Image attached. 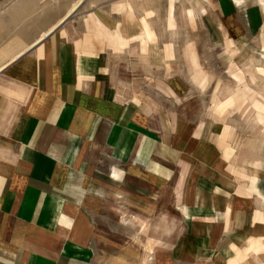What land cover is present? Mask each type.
<instances>
[{"label": "crops", "instance_id": "crops-1", "mask_svg": "<svg viewBox=\"0 0 264 264\" xmlns=\"http://www.w3.org/2000/svg\"><path fill=\"white\" fill-rule=\"evenodd\" d=\"M197 8L264 47V0H0V264H264V114L188 76Z\"/></svg>", "mask_w": 264, "mask_h": 264}, {"label": "rangeland", "instance_id": "rangeland-1", "mask_svg": "<svg viewBox=\"0 0 264 264\" xmlns=\"http://www.w3.org/2000/svg\"><path fill=\"white\" fill-rule=\"evenodd\" d=\"M204 9H193L190 14L187 12L188 32L182 52L188 76L204 78L203 94L212 92L220 99L227 95L231 97L219 104V108L222 106L221 109H224L228 105L232 106L230 109L235 111L234 114L242 113L243 116L236 117L243 124L244 139L241 141L256 140L254 131L257 125L254 121L258 119L261 122V114H257L260 110L264 114V47L261 36L248 40L243 46L217 38L214 46L210 47V27L204 20L209 17ZM214 27L217 29L215 24ZM170 40L175 42L176 38Z\"/></svg>", "mask_w": 264, "mask_h": 264}]
</instances>
